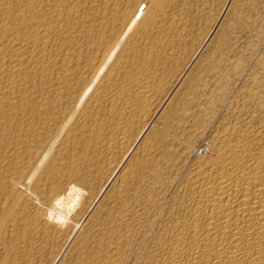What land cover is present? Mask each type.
I'll return each instance as SVG.
<instances>
[{"label": "rangeland", "instance_id": "rangeland-1", "mask_svg": "<svg viewBox=\"0 0 264 264\" xmlns=\"http://www.w3.org/2000/svg\"><path fill=\"white\" fill-rule=\"evenodd\" d=\"M24 1L0 0L1 7H9V9L13 7L10 17L12 24L0 16L2 18L0 22L4 20L3 25H0V37L2 36L0 43H7L9 40V37L6 38L5 36V32H7L11 37L10 39L15 38V43L26 38L24 43L26 41L28 43L30 40L31 46L45 47L46 54L50 55H47L48 58L51 57L50 59H52L53 57V62L57 63L59 60L61 61L60 58L70 55L71 76L69 75L67 80L65 79L67 83L64 82L67 91L65 94L61 92L59 95L56 92L58 96L53 94L58 87V85H53L54 80H52L53 83L51 81L50 84H45V87L41 84L42 87L46 88L45 94L48 90L45 97L43 93L41 95L43 97H41V93L37 90L41 88L39 82L33 86L38 91L36 98L46 99L45 112L48 110L46 115L50 119V121L48 118L43 120L36 111L30 109V111H25L26 113L29 112L27 116H30L27 120L28 124L30 123L29 139L33 137V140L28 141L27 145L24 146L33 153V157L30 156V160L27 157L21 161L15 160V162L14 159L0 157L3 162H0V170L3 169V165L6 168L9 163L15 169L12 168L11 173L8 172L5 177L1 176L0 178V185L3 184L0 186V264H156L155 261L157 260L155 257L151 258V253L155 252L154 249L157 246L155 243H158L162 225L164 226L166 221L171 220L175 215L177 202L188 197L193 172L212 157L213 143L221 135L229 133L230 129L231 131L232 129L238 131V129L246 130L247 128V130H253V132L264 135V132H261L264 131V0H107V2L106 0H36V3H34L35 0L34 2L32 0ZM4 3L6 6H3ZM31 8L34 10L33 13ZM114 8H116V12ZM66 10L68 11L65 12ZM113 12L118 17L113 16L115 15ZM37 13H40L41 16L39 20L43 23L45 21L46 24L41 25L43 29L37 25L33 32L39 29L40 34L36 31L39 36L37 37L36 32H34L35 35L31 32V38L28 40L30 35L27 37L25 27L21 25L24 19ZM46 13L50 14L49 17L51 18H47ZM112 13L114 18L113 21H110L112 20ZM69 14H73V16L70 17ZM43 15L44 17H42ZM14 16H17V19ZM157 16L159 21L155 19ZM128 18L136 21L134 27L137 29L134 28L131 33L128 32L131 36L127 33L128 41L125 45L130 44L129 41L133 43L129 47L127 45L129 50L126 46L123 47L124 45L120 46V48H124L120 50L116 38L124 30L125 22L131 21ZM61 20L65 21L60 22ZM137 22L138 24H136ZM19 26L20 30L18 29ZM44 26L48 29L46 32ZM12 27L16 28V31ZM159 27L161 28L159 29ZM144 30L154 31L153 33H145ZM142 32L143 35L141 36ZM106 34L109 35L106 37V41H103ZM116 35L117 37H115ZM143 36L144 40L147 41L144 42ZM159 36L164 38L162 37L160 41ZM44 38L47 42H44ZM107 38L112 40L108 41ZM37 39L41 46H37ZM133 40L136 45L132 42ZM163 40L166 42L164 43ZM107 41L109 43H107L106 48L104 46V50L101 47ZM113 41L114 44L109 48ZM21 43L23 42L21 41ZM78 43L80 44L78 45ZM144 43L146 44L144 45ZM44 44H47V47ZM6 46L9 48L5 50V59L8 55L10 58L11 54L9 44H4V49ZM172 46L176 47V51L174 48L172 49ZM139 47L140 54L141 52L144 53L145 48L153 50L154 53H160L155 56L156 59L153 57V61L157 60L155 63L157 68L154 67L157 71L155 81L156 84L159 81L158 90L162 89L157 93L160 100L157 99V104L151 107L153 110L148 113L145 119L135 118L132 121L133 124L131 123L127 134L129 140H127V147L115 148L113 150L116 152L114 151L112 154L113 150L109 151L108 149L111 135L110 126L107 123H109L108 112L114 111L116 105H114L115 107L109 106V103L106 105L103 99L113 92L118 93V96L125 94L126 82L139 73V71L136 73L135 69L138 70L140 62L139 64L135 62L140 59H142L141 64L147 62L145 61L147 55H140ZM65 48L67 49L65 50ZM134 48H137L136 52L134 51L137 53H134L135 58L133 57L135 55L132 54ZM159 48L162 49L157 51ZM75 49L79 52L76 51L78 53H75ZM87 50L88 52H86ZM103 50L113 52V66L117 62V67L112 66L111 68L115 70L111 69L109 66L112 63L107 65L110 69L106 66V69L110 71L108 78H106L107 74L103 76L104 78H100L101 80L105 79L107 83L103 81L101 84L100 78L95 80L88 73L94 69L93 67H98V64L104 61L100 57L106 55L107 52L103 53ZM122 51L125 53L122 54ZM118 52L121 57L117 55ZM74 53L72 59L71 55ZM126 53H130L129 56L127 54L126 57ZM33 54L30 57L32 58L31 63H35L34 56L40 59L39 55ZM60 54L64 55L61 56ZM91 55L95 60L92 59ZM159 55L166 58L163 56L160 58ZM55 57L58 60H55ZM129 57L135 59V62H131ZM158 57L160 60L157 59ZM87 58L91 59V62L93 61L92 64ZM39 59L37 60L38 63L41 62ZM86 59L88 62L85 61ZM72 61L75 63L73 64ZM160 61H162V65H159ZM104 62L100 65L105 66ZM83 63H85L84 66ZM134 65L137 68L134 69ZM89 66H92L91 69ZM131 66L134 71H132ZM55 73L52 72V77L57 76V71ZM110 73L112 74L111 77ZM157 73L158 75H156ZM81 74L84 75L82 76L83 79ZM77 76H80L79 81L76 79ZM123 76L126 77V80L128 79L126 82ZM130 76L131 78H129ZM68 79L72 81L68 82ZM74 80L79 83L77 84ZM82 80L83 83H86L84 87ZM49 85L53 88L56 87L52 90L53 88H49ZM81 88L87 92H83ZM109 88L111 92L113 91L112 93ZM80 91L83 94L81 99L86 97L83 101L85 102L83 109L86 111L81 108L80 112L72 113L73 117L72 114L65 116L68 113V107L75 103ZM68 92L71 93L67 94ZM73 92L74 95H72ZM97 92H101L99 97ZM102 93L106 95L103 96ZM90 94L93 95V101L90 99ZM47 98H51L50 103ZM69 101L70 103H68ZM101 104L102 106H100ZM91 105L94 106V111H91ZM105 106L109 108L106 107L105 109ZM104 110L107 112L104 113ZM94 112L100 113L94 114ZM103 113L104 118H102ZM74 115H79V117ZM65 117H67L66 121ZM31 119L32 122H30ZM138 120L141 121L138 122ZM74 121L76 124H71ZM35 124L37 125L35 126ZM46 124L51 129H48ZM71 125H74V128ZM11 127L16 132V127L14 125ZM44 135L46 136L44 137ZM36 136H38L37 139ZM149 147L151 148L148 149ZM39 151L43 154H40ZM36 152L39 153L38 159L42 156L38 162L34 159ZM110 156L111 158H109ZM109 160H112L113 163L110 164ZM35 161L41 163V165L38 164L40 167ZM33 162L36 166L32 165ZM129 175L133 177L130 178ZM8 176L15 182H22L21 187L17 190L19 192H14L16 194L12 198L13 188L8 182ZM13 177L14 179H12ZM2 179H5L4 182ZM120 183L125 185L122 186ZM120 188H123L122 193ZM8 195L10 198L7 197ZM34 220H36L37 225L42 223L39 228L48 227L47 230L44 227V229L41 228L46 232L43 230L39 232L40 229L37 225L32 228L31 222L33 223ZM34 228L38 229L34 230ZM48 230L50 231L49 235H47Z\"/></svg>", "mask_w": 264, "mask_h": 264}, {"label": "bare ground", "instance_id": "bare-ground-1", "mask_svg": "<svg viewBox=\"0 0 264 264\" xmlns=\"http://www.w3.org/2000/svg\"><path fill=\"white\" fill-rule=\"evenodd\" d=\"M32 1L34 2V0H32ZM8 2H6L7 5H8ZM106 2H107V0H106ZM134 2H136V1H134ZM34 3H36V0H35ZM67 4H69V3H67ZM0 5H2V3ZM3 6H6L5 3L3 4ZM10 6H11V4H10ZM143 6H144V4H143ZM36 7H37V5H36ZM11 8H13V7H10V9H9V7H1L0 6V16H2L4 18V20L7 19L9 21V23H10V17H11ZM26 8H28V7H26ZM116 8H114L115 12H116ZM31 9H32V13H33L34 10H33V8H31ZM37 9H39V8H37ZM145 9L147 10V8H145ZM118 10H119V8H118ZM36 11H38V10H36ZM67 11L68 10H66L65 12H67ZM115 12H113V13L115 14ZM22 13H23V11H22ZM40 13L39 14L37 13V14L31 16L30 18H26V19L23 20L24 22H22L21 26L25 27V29H26L25 32H26L27 37L30 35L31 32H33V30L35 29V27L37 25L41 26V25L46 24L45 21L43 23V21L39 20V18L41 17ZM43 13H44V11H43ZM113 13L111 14V17H112L111 19L112 20H110V21H113V18H114L113 16H117L118 17L117 14L113 15ZM117 13H118V11H117ZM130 13H132V15L134 14L133 12H130ZM128 14H127V16H128ZM140 14H142V13H140ZM47 15H46V17L48 18L50 14L48 16ZM23 16H24V14H23ZM71 16H73V14H71L70 17ZM145 16H146V13H145ZM147 16H148V13H147ZM158 16L155 19L158 20ZM16 17L14 16V18H16ZM42 17H44V15ZM154 17H156V16L154 15ZM49 18H51V17H49ZM54 18H55V16H54ZM0 19H2V18H0ZM16 19H15V21H16ZM57 19H59V18H57ZM61 19H62V16H61ZM129 19L131 20V18H128V20ZM149 19L151 20L150 15H149ZM4 20H2L0 22L1 23L0 25H3L2 22H4ZM8 21H6V22H8ZM63 21H65V20H61L60 22H63ZM52 22L54 23V21H52ZM60 22H59V24H60ZM135 22H134V20H131L128 23L125 22V24H126L125 26L126 27L124 26V30L123 29H122L123 31L121 30L122 32L119 33L120 35H118V37H117V35L115 36V37H117L116 40H117V44H119L118 48L120 50L124 49V48H120V46H123V45H124L123 47L126 46L127 50H129L128 47L131 44H133V43H131V41H129L130 44L129 43L127 44L128 47H127V45H125V43H127L126 41H128L127 40L128 39L127 35L131 33L132 29H134V28H135V30L137 29L136 27H134V23ZM13 23H14V21H13ZM10 24H12V22ZM108 24H109V20H108ZM136 24H138V22ZM161 24H162V20H161ZM8 25L9 24H7V26ZM47 25L49 26L48 23H47ZM150 25H152V24H150ZM4 27H5V23H4ZM41 27L43 29V26H41ZM16 28H17V26H16ZM19 28H20V26L18 27V29ZM145 28H146V26H145ZM145 28H143V29H145ZM148 28H149V25H148ZM160 28L161 27H159V29ZM18 29H17V32H18ZM46 29L47 28L45 27V32H46ZM54 29H55V26H54ZM7 30H9V29H7ZM27 30H32V31H27ZM161 30L163 32V27H162ZM36 31H37V29H36ZM36 31H34V32H36ZM38 31H39V29H38ZM129 31H130V33H128ZM153 31L154 30H151V31H145L144 30L145 33H147V32L148 33L149 32L153 33ZM4 32L2 33L3 36H4ZM34 32H33V35L37 34V37H38L39 36L38 35L39 32L38 33L36 32L35 34H34ZM10 33H11V31H10ZM59 33H60V31H59ZM5 34H6L5 35L6 38L9 37V40L7 41V43H5V42L2 43V44L0 43V157L3 156V158L5 157V158H9L11 160L14 159V162H15V160L16 161L17 160L21 161L22 159H25L27 157L30 160V156L33 157V155H32L33 153L30 152V150L27 149L26 146H24V145L25 144L27 145L28 141H30V140L32 141L33 137H32V139H29L30 138L29 137L30 136V133H29V131H30L29 130V124L30 123L28 124L27 120H28V117L30 118V116H27V114L29 112L26 113L25 111L26 110H28V111H30V110L31 111H36L38 113L37 115L40 116L41 119H43V120H45L47 118L49 119V117H47V115H46L48 110L45 112V106H47V104L46 105H44V104L46 102V99L44 100L43 98L42 99L36 98L37 97L36 95H37V92L39 91L41 93L40 96L43 93L44 97H45L47 95V93H48V90H47L46 94L44 93V91H46V88H44L45 84L46 85H47V83L50 84L52 80L55 81V83L53 85H56V86L58 85V87L56 88V90L54 91L53 94L57 95V93H58V95H59L61 92H62V94H63V92L65 94V91H67V90H65L64 82L67 83L65 81V79L67 80L69 75L71 76V74H70V68L71 67L69 65V59H70L69 57H70V55H69V57L60 58L61 61L59 60L56 63V62H53V57H52V59H50L51 57L48 58V56H50V55L46 54V51L44 49L45 47L44 48L36 47V45L35 46H31V43L29 42L30 41L29 39L31 38V35H30V37H28V40H29L28 43H30V44H28L27 41L24 43L26 38H23L24 40H21L23 43H21V41L18 42V43L17 42L15 43V41H16L15 38L14 39L13 38L10 39L11 37L7 34V32H5ZM22 34H20V35H22ZM52 34H54V33H52ZM135 34H136V32H135ZM160 34H163V33H160ZM108 35L109 34L105 35V39L103 41H106V37H108ZM142 35H143V32H142L141 36ZM130 36H131V34H130ZM41 37L43 39V35L42 34H41ZM111 37H112V35H111ZM150 37H152V36H150ZM162 37L163 36H161V38H160V36H159L160 41H161ZM176 38H178V37H176ZM139 39H140V37H139ZM0 40L2 42V36L0 37ZM3 40L5 41L4 37H3ZM34 40H35V38H34ZM61 40L63 41L64 39H62V37H61ZM107 40H108V38H107ZM111 40L109 39L108 41H111ZM143 40H144V36H143ZM164 40H163V42L165 43L166 41H164ZM18 41H19V38H18ZM45 41L46 40L44 38V42ZM103 41H102V43H103ZM108 41L106 42V44H102L103 47H101V48H104V46L106 48L107 47V43H109ZM145 41H147V40L145 39L144 42ZM132 42H134V40ZM148 42H149V40H148ZM149 43H147L148 46H149ZM155 43H156V41H155ZM168 43H169V41H168ZM4 44H7V45L9 44V46H10L11 54H10V58H9V55H8L7 59H5L6 56H4L5 55L4 53H5V50H7L9 47L7 48V46H6V49H4ZM36 44H37V42H36ZM79 44L80 43H78V45ZM113 44H114V41H113L112 44H110L109 48H111V45H113ZM137 44H139V43H137ZM145 44L146 43H144V45ZM38 45H39V40H38L37 46ZM44 45H46V47H47V44H44ZM70 45H71V43H70ZM115 45H116V43H115ZM135 45H136V43H135ZM139 45H141V44H139ZM151 45H152V43H151ZM171 45H173V43H171ZM39 46H41V45H39ZM72 46H73V43H72ZM145 47H147V46H145ZM169 47H170V44H169ZM105 48H104V50H105ZM173 48L174 47L172 46V49ZM66 49L67 48H65V50ZM114 49H115V47H114ZM116 49H117V47H116ZM130 49L132 50V48H130ZM161 49L159 48L157 51H159ZM174 49L176 51V47ZM104 50H103V53L105 52ZM107 50H108V48H107ZM107 50H106V52H107ZM131 50H130V52H131ZM135 50H137V48H134V50L132 51L133 52L132 54H134L136 52ZM144 50H145L144 53L141 52V54H140V51H141L140 47L138 49L140 55H143V54L147 55V57H146L147 59L146 58H145L146 60L144 59L145 61H147L145 63L142 62V64H141V60L142 59H140L139 61L135 62V59H131L129 57L132 60V61L130 60L131 62L134 61L137 64H139V62H140V65H138V70L135 69V68H137V66L134 65L135 66L134 67L135 72L137 73V71H139V73L137 74V76L133 77L128 82H126L128 79L126 80V77L123 76L124 79H125V82L127 83L124 86V89L126 90L125 94H123L121 96H118L119 95L118 93L113 92V91H112L113 93L111 92V90H110L111 87H110L109 90H110V92L112 94H110V95L108 94V96L103 99V101L106 103V105H107V103H109L110 104L109 106H111V107H115L114 105H116V109L114 111L111 110L110 112H108V115H109L108 116V118H109L108 121H109V123H107V124L110 126L109 130H110V135H111V140L108 143L109 151H111V150H113L115 148L123 149L127 145V142L129 141L127 139V137H128L127 134L129 133L132 121L135 118L136 119H145L146 116H148V113L153 110V109H151V107H153L154 104H157V102H156L157 99H158L157 93H158V91L160 89L158 90L159 81H158V84H156L157 82L155 81V78H156L155 77V73L157 72L155 70V68H157V67H155L156 66L155 63H157L156 62L157 60L153 61V57H154V59H156L155 56H157V54L159 52L158 53L155 52L156 53L155 54L154 51L151 50V49H148V48L146 49L145 48ZM170 50H171V48H170ZM76 51H78V50L75 49V53L79 52V51L78 52H76ZM98 51H96V52L98 54H101ZM47 52L49 53L48 50H47ZM83 52H85V51H83ZM86 52H88V50ZM94 52H95V50H94ZM123 52L124 51H122V54H123ZM160 52H162V51H160ZM33 53L37 54V56L38 55L40 56V59L39 58L38 59L41 60V62L38 63L37 62L38 59L35 58V56H34V59H36L35 63L33 61H32L33 63H31L32 58H30V57L34 55ZM66 53H67V51H66ZM75 53L73 55H71L72 59H73V56L75 55ZM119 54L120 53L118 52L117 55H119ZM127 54L128 53H126V57H127ZM129 54H128V56H129ZM135 54H137V53H135ZM167 54H169V53H167ZM63 55H61V56H63ZM92 56L93 55H91V57ZM113 56H114L113 52L112 53L107 52L106 55H102L100 58L105 61V62L103 61L105 63L104 64L105 66H101L103 64V62L100 63L101 65L97 63L99 65L98 67L95 66V64H93V66H95V67H93L94 68L93 70L91 69L92 66L91 67L89 66L90 69H91V72L89 71L90 73H88L89 76H92L95 80L96 79L99 80L100 77L104 78L103 76L107 74L106 78H108V75H109L108 72H110V71H108L106 69V66L110 65V63H112V65L109 66V67L111 68L113 66ZM164 56H166V55H164ZM88 57H90V56L88 55ZM133 57L135 58L136 55L133 56ZM159 57H160V55H159ZM159 57L157 59H159ZM171 57H173V56H171ZM8 58H9V60H8ZM122 58H124V57H122ZM122 58H120V59H122ZM164 58H166V57H164ZM56 59L58 60V58L55 57V60ZM78 59L80 60V58H78ZM87 59H89V58H87ZM87 59L85 61L88 62ZM92 59H93V57H92ZM114 59L116 60L117 58H114ZM74 60H76V59H74ZM89 60L91 62V59H89ZM93 60H95V59H93ZM159 60H158V62H159ZM73 61H72V63H73ZM92 62H91V64H92ZM161 62L162 61H160L159 65H162ZM165 62H167V61H165ZM84 64L85 63H83V66H84ZM76 65H78L77 62H76ZM116 65H117V62H116ZM115 66H113V67H115ZM163 67H164V64H163ZM54 68L57 69V70L56 69L55 70L57 71V73L59 75L57 74V76L54 75L55 77H52V72L53 73L56 72L55 70L53 71ZM87 68H88V65H87ZM131 68H132V66H131ZM111 69L115 70L114 68H111ZM134 69L132 68V71H134ZM113 70H112V73L114 72ZM158 70H159V68H158ZM162 71H163V69H162ZM85 72H87V71L85 70ZM75 75H76V73H75ZM75 75H74V77H75ZM111 75L112 74L110 73V77H111ZM134 75H136V74L134 73ZM156 75H158V73ZM159 75H161V74H159ZM80 76L83 79L82 76H84V75L81 74ZM80 76L79 77L77 76V78H76V79H78V81H79ZM85 77H86V75H85ZM161 77H162V75H161ZM72 78H73V76H72ZM129 78H131V76ZM86 79H87V77H86ZM70 80L71 79H68V82ZM107 80L109 82V79H107ZM99 81H102L101 84L103 83V81H104V83H107V82H105V79L101 80V78H100ZM36 82H39L40 86H41V84H43L44 87H42L43 85L41 86V88H38V89L35 87L38 90V91H36V89H34V87H33ZM81 82L83 83V80ZM52 83H53V81H52ZM76 83L78 84L79 82H76ZM74 85H75V83H74ZM70 86L73 87V85H70ZM84 86H86V83H83V87ZM103 86L105 87V84H103ZM38 87H39V85H38ZM51 87L49 85V88H51ZM66 87H69V86H66ZM162 87H163V85H162ZM54 88L52 90H54ZM47 89H48V87H47ZM72 89H74V88H72ZM84 89H86V88H84ZM81 90L83 92L85 91L82 88H81ZM97 90H99V89H97ZM112 90H113V88H112ZM115 90L117 91V89H115ZM90 91H91V89H90ZM122 91H123V89H122ZM71 92H72V90H71ZM71 92H68L67 94H69ZM85 92H87V90ZM88 92H89V89H88ZM91 93H92V91H91ZM100 93L97 92L96 93L97 96ZM72 95H74V92H73ZM82 95L83 94L80 91L79 95L77 96V98L75 100V103L71 104V106L68 107L69 109L67 108L68 109V113L65 114V116H68L69 114L71 115L73 112L79 111L81 108L83 109V106H85L84 105L85 102H83V101H84V99L86 97L84 99H81ZM102 95H103V93H102ZM105 95H103V96H105ZM92 96L93 95L90 96L91 97L90 99L93 101ZM158 96H160V95L158 94ZM41 97H43V96H41ZM48 97H49V95H48ZM73 97H76V96H73ZM62 98H63V96H62ZM50 99H48L49 103H50ZM57 99H58V97H57ZM72 100L74 102L73 98H72ZM158 100H160V99H158ZM61 101H62V99H61ZM63 101H64V99H63ZM95 102H96V100H95ZM100 102H101V100H100ZM51 103H52V101H51ZM68 103H70V101ZM105 103H104V105H105ZM65 105H66V103H65ZM89 105H90V103H89ZM92 106L93 105H91V111L94 108V106L93 107ZM96 106H97V104H96ZM96 106H95V109H96ZM100 106H102V104ZM106 107H108V106H105V109H106ZM100 108H103V107H100ZM83 110H85V109H83ZM65 111H66V109H65ZM96 111H98V110H96ZM106 112L107 111H105L104 113H106ZM95 113H100V112H94V114ZM104 113H103V117L102 116H100V117L104 118ZM51 114H52V112H51ZM73 114L71 115L72 117H73ZM91 114H93V113H91ZM32 116H33V114L31 115V117ZM34 116H35V113H34ZM74 116H76L77 118L79 117V115H74ZM50 117H51V115H50ZM89 117H90V115H89ZM66 118L67 117H65V121L67 120ZM34 119H33V121H34ZM49 121H50V119H49ZM94 121H95V118H94ZM139 121H141V120H138V122ZM30 122H32V119H31ZM70 122H71V120H70ZM44 124H45V122H44ZM47 124H46V126H47ZM52 124H53V122H52ZM52 124H48V125L51 126ZM71 124L75 125L76 123L74 121V123H71ZM12 125H14L16 127V129H17L16 132H15V130L14 131L12 130V127H11ZM36 125L37 124H35V126ZM31 126H34V125L31 124ZM47 127H49V126H47ZM53 127H55V126H53ZM38 128H40V127H38ZM48 129H51V128L49 127ZM255 131H257V130H255ZM80 132H81V130H80ZM257 132H259V131H257ZM261 132H264V131H261ZM32 133L34 134V132H32ZM38 133H36V134H38ZM107 134H109V133L107 132ZM45 136L46 135H44V137ZM67 136H68V134H67ZM221 136L220 137L218 136L219 137L218 140L216 142H214L213 145H212V157L209 158L203 165L198 166L194 170L193 178H192V182H191V189H190V186L188 187L190 189V191H189L190 193L188 194V197L185 198V199H182V200L180 199L181 201L177 202L176 208H175L176 212L174 213L175 215L173 216V218L171 220H168L169 222L166 221L167 223L164 226L162 225V230H160L161 232H159L161 234L159 235L158 243H155L157 245L156 249H154L155 252L151 253L152 254L151 258L153 259L155 257V259L157 260V261H155V259H154L155 263L157 262L156 264H264V135H260L259 133L253 132V130L252 131L249 130V129L247 130V128H246V130L238 129V131L237 130L235 131V129L234 130L232 129V131H231V129H230L229 133H227L225 135H221ZM37 137L38 136H36V139H37ZM34 138H35V136H34ZM69 140H70V137H69ZM72 141H73V139H72ZM150 148L151 147H149L148 149H150ZM42 150H44V149H42ZM103 150H104V148H103ZM105 150L107 151V148ZM116 150L118 151V149H116ZM114 151L115 150L112 151V154H114L113 153ZM33 152H34V150H33ZM148 152H149V150H148ZM39 153L43 154V153H41V151H39ZM39 153L38 152L34 153V159L37 160V162L42 157V156H40V158L38 159ZM118 153H119V151H118ZM144 154L145 153L143 151V155ZM109 155H111V154H109ZM115 155H116V153H115ZM140 155L142 156V154H140ZM111 156H113V155H111ZM111 156L109 158H111ZM9 159H5V160H9ZM106 159H107V157H106ZM42 161H43V159H42ZM44 161L46 162V160H44ZM0 162L3 163L1 161V159H0ZM8 162H10V161H8ZM35 162H33L32 165L36 166L34 164ZM37 162H36L37 165L38 164L41 165V163H37ZM109 162H110V164H111V162L113 163L112 160L111 161L109 160ZM16 165L17 164L15 163V166ZM138 165H139V163H138ZM110 167L111 166H109V168ZM12 168L13 167H11L10 163L7 164L6 168H4V165H3V169L0 170V178H1V176L5 177L6 173H8V172L11 173ZM17 168H19V167L17 166ZM134 169H132V170H134ZM16 171H17V169H16ZM19 171H20V169H19ZM25 172H26V170H25ZM135 172H134V174H136ZM14 174L15 173H13V175ZM129 174H130V172H129ZM15 176H16V174H15ZM129 176H128V178H129ZM18 177H20V176H18ZM123 177H125V176H123ZM132 177L133 176H130V178H132ZM12 179H14V177ZM31 179H33V178H31ZM3 180H5V179H2V181ZM8 180H9L8 182H9L10 186L13 188L12 195L10 194V189H9V194L11 195V198H12V196L16 194V193L14 194V192H16L19 187H21L20 185H22V182H17V181L15 182V180L13 181V180L9 179V176H8ZM8 182H6V183H8ZM1 185L3 186V184H1ZM121 185L124 186L125 184L123 183ZM119 187H121V186L119 185ZM5 189H6V187L4 188V190ZM122 189L120 188L121 193H122ZM120 190H119V192H120ZM18 192L19 191H17V193ZM6 193H8V192L6 191ZM116 193H117V191H116ZM7 197L10 198L9 195ZM183 197H184V195L182 196V198ZM122 201H123V199H122ZM35 221L36 220H34L33 223L31 222L32 228H33V226L36 227V225H37V222H35ZM38 222H39V220H38ZM41 224L42 223H40V225H39V223H38L39 226L37 225V227L39 228L41 226ZM43 227H41V228H43ZM38 228H34V230H36ZM41 228H39L40 229L39 232L42 231L44 228L47 230L48 227L47 228L44 227L42 230H41ZM54 230H55V228H54ZM44 232H46V231H44ZM49 232L50 231L48 230V234L47 235H49ZM45 235H46V233H45ZM50 235H51V233H50Z\"/></svg>", "mask_w": 264, "mask_h": 264}]
</instances>
